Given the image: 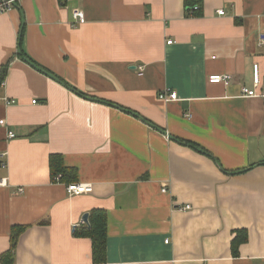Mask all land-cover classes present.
<instances>
[{
  "label": "crops",
  "instance_id": "1",
  "mask_svg": "<svg viewBox=\"0 0 264 264\" xmlns=\"http://www.w3.org/2000/svg\"><path fill=\"white\" fill-rule=\"evenodd\" d=\"M5 66L0 256L17 225L11 264H264V0H20L0 15ZM53 154L93 191L54 182ZM93 209L102 263L78 234Z\"/></svg>",
  "mask_w": 264,
  "mask_h": 264
},
{
  "label": "trees",
  "instance_id": "2",
  "mask_svg": "<svg viewBox=\"0 0 264 264\" xmlns=\"http://www.w3.org/2000/svg\"><path fill=\"white\" fill-rule=\"evenodd\" d=\"M199 11V10H198ZM198 11L193 10V14L196 16L201 15ZM192 14V15H193ZM6 66L3 68L0 76V89L4 82V77L6 74ZM80 95L85 96L82 92H78ZM50 168L51 177L55 181V177L61 174L60 182L70 183L77 180V169L73 167H68L65 165L64 160L60 155L53 154L50 157ZM90 228H85V230L80 235L84 234L92 239L93 242V261L94 263H102L106 261V251H107V239H108V215L105 210L93 209L90 213L89 223ZM26 226L14 225L11 227L10 249L1 254L0 260L3 264H11L15 261V253L18 244V239L20 234L25 230ZM244 233V234H243ZM248 240V234L246 230H240L237 232V236L232 242V249L234 254L238 253L239 246Z\"/></svg>",
  "mask_w": 264,
  "mask_h": 264
},
{
  "label": "built area",
  "instance_id": "3",
  "mask_svg": "<svg viewBox=\"0 0 264 264\" xmlns=\"http://www.w3.org/2000/svg\"><path fill=\"white\" fill-rule=\"evenodd\" d=\"M20 0H0V15L9 13L13 10H15L19 6ZM200 8V5H195L194 10H198ZM219 14H224V10H218ZM73 19L75 22L78 23H84L85 22V15L81 10H75L73 11ZM172 40L168 41V44H171ZM143 66H140V69L143 70ZM231 81V75L230 74H213L209 77V82L211 83H225L229 84ZM262 78H261V73H260V66L259 64H254V72H253V84L254 88H249V87H243L242 94L244 96L248 97H254L258 96L259 94L256 91V88L261 85ZM159 98L167 100V101H173V100H178L179 96L176 91H171V90H164L160 92ZM7 104L13 103L14 100H10L8 98L3 99ZM36 102V100H34ZM5 120H0V124H4ZM9 136L11 138L15 137L16 135L13 132H9ZM61 174H58L55 177L54 182H60ZM4 182H0V184H3ZM66 186V190L68 193L73 196V195H79L83 193H90L93 191V185L90 183H80V182H71V183H64ZM165 190V189H163ZM191 205L187 204L186 206L183 207V209H191Z\"/></svg>",
  "mask_w": 264,
  "mask_h": 264
},
{
  "label": "water",
  "instance_id": "4",
  "mask_svg": "<svg viewBox=\"0 0 264 264\" xmlns=\"http://www.w3.org/2000/svg\"><path fill=\"white\" fill-rule=\"evenodd\" d=\"M19 7V6H18ZM27 62H29L31 65H33L34 67L38 68V69H41L38 65H36L32 60H30L29 58H24ZM51 75V74H50ZM53 76V75H51ZM83 220L85 221V223H89V214L86 213L84 214L83 216Z\"/></svg>",
  "mask_w": 264,
  "mask_h": 264
}]
</instances>
